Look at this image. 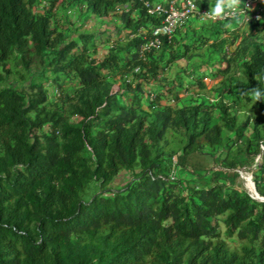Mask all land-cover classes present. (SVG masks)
<instances>
[{
  "label": "trees",
  "instance_id": "1",
  "mask_svg": "<svg viewBox=\"0 0 264 264\" xmlns=\"http://www.w3.org/2000/svg\"><path fill=\"white\" fill-rule=\"evenodd\" d=\"M56 1L0 0V264H264V201L227 182L229 172L248 168L264 198V135L248 116L229 114L220 90L178 104L180 92L204 89L208 74L230 65L244 80L223 90L243 106L259 102L252 89H264L263 41L248 37L264 28V8L237 43L224 35L226 20L237 18L206 30L191 28L188 17L158 47L140 50L162 19L148 7L170 0H67L68 11L84 10L69 36L52 25ZM194 3L206 11L215 4ZM111 15L118 21L99 26ZM204 46L218 58L215 71L174 67ZM34 56L40 81L6 83L8 60L28 72ZM47 81L59 89L55 100ZM143 105L154 109L150 119ZM172 129L184 137L175 158L190 176L183 186L169 178L171 155L159 147ZM205 145L218 147L216 158ZM121 171L129 179L111 187ZM89 185L95 191L86 197Z\"/></svg>",
  "mask_w": 264,
  "mask_h": 264
},
{
  "label": "rangeland",
  "instance_id": "2",
  "mask_svg": "<svg viewBox=\"0 0 264 264\" xmlns=\"http://www.w3.org/2000/svg\"><path fill=\"white\" fill-rule=\"evenodd\" d=\"M67 0H57L55 2L54 12L55 16L53 17L52 25L56 28V31L62 33L63 36H69L75 33V28L78 27L82 21V13L84 14L83 5L81 11H76L71 8V10H67L64 6L67 4ZM215 3V0H209ZM79 3V2H78ZM264 8V0H252V5L249 10L245 13V15L241 13H236L231 19L237 18L236 21L226 20L225 26L228 33H224V35H228L231 37L232 34L237 36L236 43L248 32L249 25L248 20L253 18L254 15L258 10ZM240 15H242V20L240 19ZM239 16V18H238ZM191 17V28H196L198 26L203 27L204 29H209L210 25L213 23L212 21L208 20L204 15L201 16L203 19L199 17L190 16ZM117 17L114 15L109 16L106 19L99 21V26H104L105 24H112L117 22ZM223 21V20H221ZM93 22L90 21L89 24H85L81 29H91ZM257 38L263 41V48H264V28L256 31L248 38ZM109 44L100 45L97 47L95 55L100 56L106 52L107 47ZM210 47H202L200 49H196L193 52V57L190 60H181L177 62L174 67H183L185 72L188 75L193 73H199L201 71H208L206 69L207 66L211 68V71H215L214 67L218 65V58L208 56V51ZM233 46L229 48V52L231 53ZM15 59L8 60L6 62L7 67L10 69V73L7 76L6 83L11 84L13 87H19L20 85L27 84L28 81H40V73L42 69V65L39 63L38 57H32L31 64L29 66V71L24 72L20 67H15ZM165 72L163 75H166ZM22 75V78L19 76ZM232 80H240L243 81L244 79L238 73V71L232 68L230 65L229 70L223 73H216V74H208L207 77L203 79V82L206 84L204 89H197V88H187L186 91L180 92L178 94L179 101L178 104H186L192 103L194 101H198L200 97H205L207 99H214L215 97V90L221 91V99L224 101L226 105H228V112L232 115L237 122L242 121L246 116L249 117L250 125L255 124L256 128L260 132V134L264 135V107L259 108L258 104H264V100H260L259 102L252 101L251 105L243 106L241 99H237L233 94L228 93L227 90H223L225 86H231ZM45 87L48 89V96L55 100L59 93V89L56 86L51 85L48 81L44 83ZM67 83L64 84L65 88ZM119 81H116L113 85V89H118ZM163 104H171L175 105L176 103L173 101H163ZM264 106V105H263ZM142 109L148 114V118L150 119L153 116V110L146 105L142 106ZM210 121L214 122L217 119V111L210 110ZM184 142V137L182 131L180 130H169L163 140L159 141V147L163 154L171 155L170 158V174L169 178L172 176V179L179 178L181 180V185H185L190 178L189 175L183 173L180 168L175 163L176 155L179 152L180 146ZM202 152L207 153L210 155L211 159L216 158L218 155V147L211 148L207 145L202 147ZM179 171V172H178ZM178 172V173H177ZM233 172H229L227 174V182L233 183L235 185L240 186L245 192H247L251 197L254 198V191H253V184L251 180V172L248 168H242L238 170H234ZM129 179L128 173L121 171L119 172L118 176L114 179V181L110 184L111 187L120 188L123 184ZM180 189V188H179ZM95 191L94 185H89L85 191V196L88 197ZM181 191H183L181 189ZM220 231H223V226L220 223ZM226 244L230 249L238 250L241 246V242H238L234 238H226L223 234L221 235Z\"/></svg>",
  "mask_w": 264,
  "mask_h": 264
},
{
  "label": "built area",
  "instance_id": "3",
  "mask_svg": "<svg viewBox=\"0 0 264 264\" xmlns=\"http://www.w3.org/2000/svg\"><path fill=\"white\" fill-rule=\"evenodd\" d=\"M142 1L146 4V0ZM43 4V1L39 2L36 5L35 10H40ZM193 5H195L194 0H170L167 4L156 3L153 6H149L147 9L148 13L161 15L162 19L160 25L155 27L151 32V38L140 46V50H148L150 48L158 47L161 36H171L175 29L182 25L190 16L195 15L200 19H203L201 16L207 11L204 9L199 10L196 5L195 8H193ZM251 5L252 0H240L238 8L231 11L224 19H219L217 21L232 18L236 13L245 15ZM257 16V12L252 15L253 18H256ZM170 178L172 179L173 177L171 176Z\"/></svg>",
  "mask_w": 264,
  "mask_h": 264
},
{
  "label": "clouds",
  "instance_id": "4",
  "mask_svg": "<svg viewBox=\"0 0 264 264\" xmlns=\"http://www.w3.org/2000/svg\"><path fill=\"white\" fill-rule=\"evenodd\" d=\"M239 4L240 0H215L214 6L203 15L207 17L208 20L215 22L219 19H224L231 11H234ZM193 8H195V5H193ZM252 91L257 101L264 99V89L260 86L254 87Z\"/></svg>",
  "mask_w": 264,
  "mask_h": 264
},
{
  "label": "water",
  "instance_id": "5",
  "mask_svg": "<svg viewBox=\"0 0 264 264\" xmlns=\"http://www.w3.org/2000/svg\"><path fill=\"white\" fill-rule=\"evenodd\" d=\"M252 184H253V182H252ZM253 191H254V198H255V199L260 200V201H264V198L261 197V196H259V195L255 192V190H254V186H253Z\"/></svg>",
  "mask_w": 264,
  "mask_h": 264
}]
</instances>
